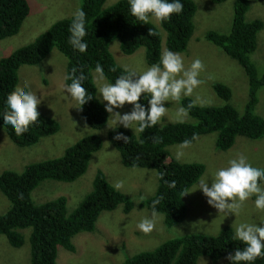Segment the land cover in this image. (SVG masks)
I'll return each instance as SVG.
<instances>
[{
	"label": "trees",
	"instance_id": "16d2710c",
	"mask_svg": "<svg viewBox=\"0 0 264 264\" xmlns=\"http://www.w3.org/2000/svg\"><path fill=\"white\" fill-rule=\"evenodd\" d=\"M106 1L80 0V8L85 11L87 18L86 41L89 47L85 53L75 51L68 43L72 16L57 21L34 42L0 60V127L18 147L35 146L43 138L55 135L60 130L57 121L41 113L38 121L20 136L5 125L2 118L4 101L6 95L19 86L18 73L22 66H36L57 49L68 60L66 84L71 82L67 77L74 68L77 69V75L83 73L86 76L84 87L94 98L83 106L78 105L84 120L92 129L100 131L107 125L109 113L97 96L93 80L95 65L97 62L102 65L109 83H114L123 73V67L117 64L110 51L112 42L118 41L121 51L126 55H133L144 48L149 66L160 61L164 46L168 51L180 54L187 52L195 32L194 18L198 9L195 0H182V13L173 15L169 20H151L148 23L139 21L130 14L128 0H119L109 8H105ZM209 1L210 5H220L227 0ZM256 2L261 4L264 0H235L233 17L230 14L227 25L223 28L226 30L230 26L228 32L210 30L205 35L207 42L236 61L247 75L249 88L243 112L231 103L233 90L230 86L216 83L213 89L223 101L222 105H197L190 109V117L194 122L159 123L146 129L144 133L136 134L124 127L109 131V140L120 153L125 167L157 172L156 193L140 203V207L151 211L152 201L162 198L157 207L164 216L167 228L186 219L187 206L182 193L185 189L192 188L205 173L203 164L181 163L171 158L169 146L182 144L185 140L191 143L198 136L217 133V149L226 151L235 145L237 137L251 140L264 137V118L256 113L259 90L264 87V73L259 71V65L264 63V51L261 48V45L264 46V32L259 38L264 30V19L247 18L252 4ZM29 14L28 0H0V42L17 35ZM196 25L198 28L199 25ZM186 55L191 56V51ZM192 100L185 97L181 104L186 107ZM141 103L146 104L147 101L142 98ZM129 106L131 109L132 106ZM117 134H123L129 141L125 143L116 140ZM153 137L157 139L154 140ZM102 145L99 135H88L67 148L61 157L29 164L23 172L9 170L0 175V191L10 202L8 211L0 215V235L5 236L12 247L21 248L26 240L24 233L30 230L32 264H58L61 247L75 253L73 238L81 233L95 232L102 212L113 211L120 205H124L126 214L133 210L132 201L112 186L102 171H98L95 177L93 191L71 213L64 196L36 203L34 191L42 183L75 182L87 172L92 155L100 151ZM169 181H175L177 187L169 188ZM233 237L234 230L229 226L223 227L217 236L187 235L172 239L154 251L139 253L126 259L123 264H198L201 257H207L215 264L234 253L237 247H243ZM255 264H264V259H258Z\"/></svg>",
	"mask_w": 264,
	"mask_h": 264
},
{
	"label": "rangeland",
	"instance_id": "374dc122",
	"mask_svg": "<svg viewBox=\"0 0 264 264\" xmlns=\"http://www.w3.org/2000/svg\"><path fill=\"white\" fill-rule=\"evenodd\" d=\"M118 1L107 0L105 8L113 6ZM198 1L201 5L195 0L198 5L194 18L195 32L189 42L187 52L181 55L186 67H189L197 58L203 61L204 70L201 72L200 79L204 83L194 91L190 98L201 97L203 104H198L200 106L206 104L207 106H221L223 101L215 94L213 85L224 83L233 90L231 103L243 112L249 88L244 69L220 48L207 42L205 38L210 30L228 32L230 26L226 30L223 28L227 25L230 14L233 17L235 0H227L220 5H210L209 0ZM28 3L30 14L20 32L0 42V60L8 57L15 50L31 44L37 37L47 32L54 23L72 17L73 13L80 8V0H28ZM259 17L264 19V2L253 3L247 15L248 20ZM196 24L199 25L198 28ZM263 32L264 30L259 34V38ZM261 48L264 51V46L261 45ZM110 51L121 67L128 64L143 71L149 66L146 62L144 48L133 55H126L121 51L120 43L114 41L111 43ZM166 51L168 50L164 46L162 55ZM189 51H191V56L186 55ZM67 62V58L54 49L40 64L20 68L19 87L28 86L37 93L42 100L38 107L39 113L57 121L60 130L55 135L43 138L35 146L21 148L15 145L5 130L0 127V175L9 170L23 172L29 164L61 157L67 148L79 140L88 135L97 134L102 139V149L92 155L87 172L72 183L60 181L42 183L34 191L36 198L34 199L36 203H44L64 196L67 199L68 211L71 213L93 191L95 177L98 171H102L112 186L117 182H123L124 186L119 191L132 201L134 208L129 214L124 212V205H120L113 211L102 212L96 223L95 232L81 233L73 238L75 253L68 252L62 247L59 249L58 264H123L126 259L142 252L154 251L175 238L196 234L217 236L223 227L232 228L236 221L235 215L226 218L219 217L218 210L207 203V198L201 191L185 196L187 216L180 224L167 228L164 216L160 214L156 227L151 233H142L136 227L140 219L151 213L149 209L140 207V203L155 195L158 187L157 172L145 168L125 167L122 164L120 153L109 140L111 129L108 123L104 129L96 131L84 120L78 102L73 101L65 92ZM259 71L261 74L264 73V63L259 65ZM93 80L98 96L99 87L109 82L107 79L98 80L95 72H93ZM258 96L259 103L256 113L264 118V87L259 90ZM98 98L102 102V97L98 96ZM166 106L169 112L161 123H177L175 111L178 105L169 103ZM116 111L124 113L130 112L131 109L129 105H125L124 108L116 109ZM185 121L194 122L190 115ZM217 139L218 134L211 133L198 136L186 148H181V144L169 146L170 157L181 163L203 164L204 175L211 174L215 169L225 166L229 159L240 153L246 155L253 166L264 167V137L257 140L237 137L235 145L226 151L217 149ZM177 152L183 153L180 159L176 157ZM253 201L254 197L246 202L237 222L264 217V212L255 209ZM9 208V200L0 191V215L5 214ZM29 231L26 230L24 233L26 240L21 248L12 247L7 238L0 235V264H32ZM228 262V257H224L215 264H227ZM198 264L214 263L207 257H201Z\"/></svg>",
	"mask_w": 264,
	"mask_h": 264
},
{
	"label": "clouds",
	"instance_id": "9594fccd",
	"mask_svg": "<svg viewBox=\"0 0 264 264\" xmlns=\"http://www.w3.org/2000/svg\"><path fill=\"white\" fill-rule=\"evenodd\" d=\"M130 14L137 20L148 23L151 20L166 21L173 15L182 13L184 5L182 0H128ZM87 18L85 11L80 8L73 13L69 27L68 43L79 53H85L89 47L86 37ZM204 70L203 61L199 58L192 61L189 67L185 66L182 55L171 50L164 52L160 61L147 66L139 71L135 67L125 64L123 73L114 83H103L99 87V97H102L105 111L110 114L108 127L116 129L123 126L132 129L134 133H144L146 129L153 128L161 123L169 112L166 105L174 103L178 105L175 111L177 122H184L190 115V109L198 104H203L201 97L196 96L186 107L181 104L183 98L193 96L194 91L204 83L200 79ZM97 78L104 81L105 73L102 65L97 62L94 68ZM77 69L67 77L71 82L65 86V92L79 105L83 106L94 97L84 87L86 76L76 74ZM147 103H141V100ZM42 100L37 93L25 87H16L6 95L5 110L2 118L5 125L9 126L17 136L26 133L30 126L34 125L40 116L38 107ZM125 105H131L130 112L121 113L116 109H122ZM110 122V123H109ZM115 139L127 143L129 138L123 134H117ZM156 140V137H153ZM190 141L185 140L180 147L186 148ZM182 152H177L180 159ZM169 188L177 187L175 181L167 182ZM123 182H117L114 187L117 190L123 188ZM201 191L207 198V203L218 210L220 216L235 215L236 221L232 226L234 239L243 247H237L234 253L228 256L230 264H255L258 259H264V217L251 221L237 222L247 201L254 197V207L259 212H264V167H256L243 153L237 154L211 174H205L198 178L197 183L189 189H185L183 196ZM143 199V197H141ZM162 198L152 201L151 213L144 216L136 224L142 233H151L157 224L160 213L158 205Z\"/></svg>",
	"mask_w": 264,
	"mask_h": 264
}]
</instances>
